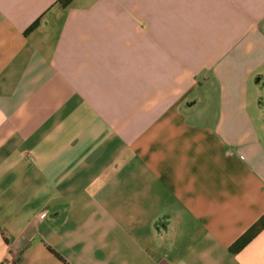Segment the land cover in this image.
I'll list each match as a JSON object with an SVG mask.
<instances>
[{"label": "crops", "instance_id": "obj_1", "mask_svg": "<svg viewBox=\"0 0 264 264\" xmlns=\"http://www.w3.org/2000/svg\"><path fill=\"white\" fill-rule=\"evenodd\" d=\"M263 213L264 0H0V264H264Z\"/></svg>", "mask_w": 264, "mask_h": 264}, {"label": "trees", "instance_id": "obj_2", "mask_svg": "<svg viewBox=\"0 0 264 264\" xmlns=\"http://www.w3.org/2000/svg\"><path fill=\"white\" fill-rule=\"evenodd\" d=\"M71 2V0H58L62 6H66ZM38 24V20L32 22L28 28L25 30V34L33 30ZM264 228V213L230 246L229 251L231 253H236L242 249L256 234H258ZM61 261L68 264L58 253L53 252Z\"/></svg>", "mask_w": 264, "mask_h": 264}, {"label": "built area", "instance_id": "obj_3", "mask_svg": "<svg viewBox=\"0 0 264 264\" xmlns=\"http://www.w3.org/2000/svg\"><path fill=\"white\" fill-rule=\"evenodd\" d=\"M39 216L42 217L43 216V213L39 214Z\"/></svg>", "mask_w": 264, "mask_h": 264}]
</instances>
